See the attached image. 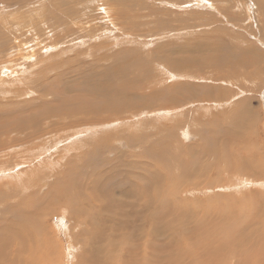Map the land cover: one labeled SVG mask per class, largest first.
Listing matches in <instances>:
<instances>
[{"label":"rangeland","instance_id":"rangeland-1","mask_svg":"<svg viewBox=\"0 0 264 264\" xmlns=\"http://www.w3.org/2000/svg\"><path fill=\"white\" fill-rule=\"evenodd\" d=\"M165 1L0 0L1 38L5 22H11L6 29L23 18L42 17L48 24L46 30L37 23L29 33L17 32L36 49L8 51L13 40L0 46V126L14 129L9 139L20 140L26 139V130L33 137L52 130L24 147L0 151L5 162L0 166L12 175L0 172V236H8L4 232L13 228L12 222L29 223L44 242L43 251L48 248L37 264H97L87 257L98 243L106 246L107 233L119 235L114 242H121L122 231L136 238L128 248L142 253L141 235L148 229L157 250L154 258L148 254L142 261L264 264L257 246L248 250L238 245L245 242L241 230L256 240L259 232L264 236V182L260 173L259 180L249 176L257 166L264 167V0ZM36 41L42 44L36 46ZM35 50L38 60L31 59ZM176 63L188 64L186 71L172 66ZM26 88L35 92L18 96ZM233 131L247 150L232 146L226 158ZM43 142L49 148L42 152L51 151L49 161L6 168L19 152ZM239 169L248 175L236 173ZM63 191L76 196V213ZM92 195L107 202L101 217L112 221L105 228L98 225L105 234L90 221L99 208L83 204ZM141 195L158 199L152 203L156 211L161 207L156 224L138 221L129 211L144 201ZM227 235L234 242L228 248L217 238ZM263 241L256 245L262 247ZM122 245L112 251L116 259L110 264L119 262ZM11 247L4 252L13 254ZM28 249L25 257H35ZM134 259L130 256L126 264Z\"/></svg>","mask_w":264,"mask_h":264},{"label":"bare ground","instance_id":"bare-ground-1","mask_svg":"<svg viewBox=\"0 0 264 264\" xmlns=\"http://www.w3.org/2000/svg\"><path fill=\"white\" fill-rule=\"evenodd\" d=\"M168 3L170 2V3H172V2H174V1H176V0H166ZM165 1V2H166ZM43 2V1H42ZM42 2H41V4H42ZM49 2V1H48ZM155 2H156V0H155ZM44 3H46V1L44 2ZM56 3V2H55ZM101 3H102V1H101ZM41 4H39V5H41ZM86 4H88V3H86ZM44 5V4H43ZM51 6V5H50ZM44 7V6H43ZM42 7V8H43ZM48 7V6H47ZM52 7V6H51ZM46 8V7H45ZM39 9V8H38ZM33 10V9H32ZM43 10H45L44 8H43ZM42 10V11H43ZM47 11V10H46ZM50 11V10H49ZM28 12V11H27ZM39 12V11H38ZM40 13V12H39ZM46 13V12H45ZM48 13V12H47ZM46 13V14H47ZM198 13V12H197ZM42 14V13H41ZM46 14H44V15H46ZM36 15V14H35ZM44 15H42V16H44ZM107 16V15H106ZM12 17V16H11ZM42 17H37V20L36 21H32L31 19H25V18H23V19H18L19 21H17V22H15V24H13V26L15 27V28H13V29H11V28H7L6 29V26L8 27V26H11V24H9V23H11V22H5V19H3L4 21H1V22H5V23H3V25H1L2 27L3 26H5V27H3L2 28V33H3V35L2 36H4V37H7V35H9L10 36V38L8 39V38H1L0 37V46L1 47H5V44L7 43V42H9V41H12V43L14 44L13 46L11 45V47L8 49V51L9 50H12L13 48H21V47H24V48H22V49H29V51L30 50H33V49H36V48H34L32 45H31V43L29 42V40L28 39H26L25 38V40H22L24 37H22L21 38V36H23V35H21V34H18L17 32H22L23 33V30L24 31H28V33L30 32V31H33V30H35V28H34V25H36L37 23H41L43 26H44V28L43 29H47L46 27L48 26V24H47V22H44V20L43 19H41ZM41 19V20H40ZM11 20V19H10ZM17 20V19H16ZM8 21V20H7ZM14 21V20H13ZM75 21V20H74ZM77 21H79L80 22V20H77ZM217 21V20H216ZM86 23L88 22V21H85ZM203 22H204V20H203ZM74 23V22H73ZM77 23V22H76ZM75 23V24H76ZM223 23V22H222ZM9 24V25H8ZM80 24H82V23H80ZM209 25V24H208ZM19 27V28H18ZM56 27V26H55ZM83 27V26H82ZM49 28V27H48ZM53 29V28H52ZM90 29V28H89ZM19 30V31H18ZM91 30V29H90ZM89 30V31H90ZM95 30V29H94ZM97 30V29H96ZM95 30V31H96ZM52 31V30H51ZM54 31V30H53ZM46 32V31H45ZM49 32V31H48ZM105 32V31H104ZM12 33H14V34H17V35H12ZM40 33V32H39ZM83 33H86L85 31H83ZM89 34V33H88ZM12 35V36H11ZM33 35V34H32ZM48 35H50V33L48 34ZM84 35V34H83ZM82 34L80 35V37H82L83 36ZM36 37L38 36V34H36L35 35ZM42 36V35H41ZM78 36H79V34H78ZM32 37V36H31ZM64 37V39H65V41H66V38L67 39H69V36H67L66 34L63 36ZM80 37H77L78 39L76 40V41H72L71 43H77V41H79L80 39ZM138 37V36H137ZM54 38V37H53ZM73 38V37H72ZM75 38V37H74ZM47 39V38H46ZM41 40V39H40ZM42 40H43V38H42ZM72 40V39H71ZM33 41V40H32ZM53 41V40H52ZM68 41H70V40H68ZM38 42L36 41L35 42V44H37ZM42 44V43H41ZM40 43H38L36 46H39V45H41ZM251 44V46H252V43H250ZM254 45V44H253ZM47 46V45H46ZM244 47V46H243ZM246 47V46H245ZM39 48V47H38ZM254 48V47H253ZM253 48H251V50L253 49ZM21 49V50H22ZM243 49V48H242ZM14 50V49H13ZM190 50V49H189ZM244 50V49H243ZM248 51L250 50V49H247ZM246 50V51H247ZM24 51V50H23ZM26 51V50H25ZM252 51H254V49L252 50ZM18 52V51H17ZM32 52V51H31ZM34 53H33V55H32V53H31V59L32 58H34V59H36L34 56H36L37 57V53H36V50L35 51H33ZM39 52V51H38ZM240 52V51H239ZM251 52V51H250ZM249 52V53H250ZM25 53V52H24ZM40 53H41V51H40ZM17 54V53H16ZM28 54V53H27ZM10 55H13V54H10ZM18 55V54H17ZM250 57V56H249ZM255 57V56H254ZM257 57H258V55H257ZM260 57V56H259ZM22 58V57H21ZM22 59H24V58H22ZM26 59V58H25ZM40 59V58H39ZM190 59H192V58H190ZM218 59V58H217ZM223 59V58H222ZM263 59V58H262ZM29 60V59H28ZM36 60H38V59H36ZM35 60V61H36ZM215 60V59H214ZM261 60V59H260ZM6 61H8V60H6ZM11 61V60H10ZM10 61L8 62V63H10ZM15 61V60H14ZM22 61H24V60H22ZM34 60H32V62H33ZM45 61V60H44ZM212 61V60H211ZM25 62V61H24ZM19 63V62H18ZM22 63V62H21ZM38 63H40V62H38ZM216 62H213V64H215ZM26 64V63H25ZM29 64V63H28ZM190 64H192V63H190ZM220 64V63H219ZM239 64V63H238ZM244 64H249L248 62H246V63H244ZM30 65H32V64H29L28 66H30ZM33 65H34V63H33ZM35 65H37V61H36V64ZM34 65V66H35ZM39 65V64H38ZM37 65V66H38ZM187 65L188 64H180V63H176L175 65L173 64L172 66H178L180 69H182V70H184V71H186V69L185 68H187ZM240 65V64H239ZM19 66V65H18ZM27 66V65H26ZM25 66V67H26ZM36 66V67H37ZM40 66V65H39ZM27 69H28V67H27ZM168 69H169V67H168ZM170 69H172V68H170ZM169 69V72H171L172 70H170ZM4 71V73H6L7 71H5V70H3ZM2 71V72H3ZM20 71V70H19ZM31 71V70H30ZM168 72V71H167ZM4 73H2V74H4ZM172 73V72H171ZM31 74H33V73H31ZM178 74V73H177ZM176 75V74H175ZM2 76V75H1ZM0 76V77H1ZM8 77V76H7ZM22 78H24V77H22ZM219 78H225V77H223L222 75H220L219 76ZM20 80H22L21 79V77H18V81H20ZM33 82V81H32ZM20 83H24L23 81H21ZM99 86V85H98ZM101 87H105V86H101ZM1 88V87H0ZM106 88V87H105ZM17 89V88H16ZM107 89V88H106ZM112 89V88H111ZM22 90V89H21ZM30 90H31V92H35L34 90H32V88H26L24 91L22 90V91H19V93H18V96L19 95H21V96H24V95H26L27 94V92H30ZM6 92V91H5ZM17 95V94H16ZM40 106V105H39ZM41 110L42 111H44L42 108H41ZM39 112H40V109H39ZM207 112V111H206ZM240 113V112H239ZM243 114V113H242ZM244 116V115H243ZM82 123H83V121H82ZM100 123H102V122H100ZM1 125V124H0ZM12 125H13V122H12ZM8 126V125H7ZM7 126H0V133H1V135L2 136H4V140H2V139H0V151H1V149H6V148H12V147H15L16 145L17 146H23L24 147V145L29 141V140H31V141H35V140H38V139H41V138H43L44 136H45V134H49V133H51V131L52 130H48V132H44V130L43 131H40V132H38V133H36V135H38L37 137H33V136H31V135H29L28 133L31 131V130H26L23 134H24V138H26V139H24V140H20V139H17V138H13V139H9V137H11V135L14 133V129H10V130H8L7 129ZM27 132V133H26ZM54 132H58V130H56V131H54ZM16 133H17V135L18 136H21L22 134L21 133H19L18 131H16ZM87 133V132H86ZM228 133V132H227ZM233 133H234V131H233ZM188 135V134H187ZM227 135V134H226ZM233 135V134H232ZM35 136V135H34ZM57 136V135H56ZM71 136H72V134H71ZM77 136V135H76ZM227 136H229V135H227ZM236 136H237V139H236V137H235V133H234V135H233V138H229V137H227V140H228V142L229 143H231L228 147H229V150H227L226 152H225V156H226V158H229V156L231 155V153H232V146L234 147V151H238V152H243V151H245V150H247V149H245L242 145H241V143H240V141H239V139L238 138H240V134H236ZM64 137H66V136H64ZM58 137H56L54 140H53V142H56L55 140L57 139ZM62 139V138H61ZM57 140H59V139H57ZM242 140V139H241ZM64 141V140H63ZM246 141V140H245ZM24 142H26V143H24ZM46 142V141H45ZM52 142V141H51ZM57 143H58V141H57ZM60 143H62V142H60ZM55 144V143H54ZM48 145V144H47ZM64 145V144H63ZM27 146V145H26ZM58 146V145H57ZM43 147H45L46 149L47 148H49V146L48 147H46V145H45V143L43 142L42 144H40V145H37L36 146V144L35 145H33V147H27L26 149H29V150H32V153H31V155H30V152H29V150H27L25 153H23V154H21L20 152H19V154H17L14 158H17V159H15L14 161H13V165H12V167H6V168H14L15 166H20L21 165V162H23V164H26L27 162H35V161H40V160H42L43 158H45V160L44 161H49V155H50V153H51V151H50V153H48V152H42V150H44L43 149ZM54 148H56V144H55V146H54ZM54 148H53V150H54ZM58 148V147H57ZM56 148V149H57ZM34 150H37L38 151V153L35 155L34 154ZM209 150V149H208ZM212 150V149H211ZM73 151V150H72ZM224 151V150H223ZM7 152V151H6ZM54 152V151H53ZM52 152V153H53ZM69 152V151H68ZM215 152V151H214ZM213 152V153H214ZM221 152V151H220ZM219 152V153H220ZM58 153V152H57ZM6 154V153H5ZM11 154V153H10ZM210 154V153H209ZM212 155V154H211ZM7 156H8V152H7ZM9 157V156H8ZM11 158V157H10ZM9 158V159H10ZM19 158V159H18ZM57 158V157H56ZM8 159V160H9ZM58 159V158H57ZM7 158H6V163H7ZM10 161V160H9ZM9 161H8V163L7 164H9ZM43 161V160H42ZM51 161V160H50ZM2 162H4V159L3 160H0V163H2ZM11 162V161H10ZM41 162V161H40ZM5 163V162H4ZM3 163V164H4ZM56 163V162H55ZM239 163V165L240 166H242V167H245V162H243V161H239L238 162ZM14 166V167H13ZM18 167H16V168H18ZM31 169H33V168H31ZM35 170H37V169H35ZM39 170H40V168H39ZM38 171V170H37ZM236 171V170H235ZM245 171H247V172H251L250 170H245ZM254 171L256 172L255 174H253V175H250L249 174V176H254V177H252V178H255V179H258V177L260 176V178H262L263 179V182H264V167H262V166H257L256 168H254ZM0 172L2 173V174H4V175H11L10 174V172L7 170V169H5V168H2L1 166H0ZM16 172V171H15ZM35 172V171H34ZM244 172V169H239V171H237L236 173H238V174H241V175H244L245 173H243ZM30 173H33V171L32 172H30ZM252 173V172H251ZM257 173H260V174H262V177H261V175H259L258 177H257ZM16 174V173H15ZM43 174V173H42ZM36 175V174H35ZM34 175V176H35ZM38 175H39V172H38ZM37 175V176H38ZM245 175H248V174H245ZM12 176V175H11ZM29 177V176H28ZM45 177V176H44ZM237 177H238V175H237ZM30 178H33V175H32V177H31V175H30ZM37 178V177H36ZM42 178V177H41ZM3 179V178H2ZM34 179V178H33ZM40 179V178H39ZM38 179V180H39ZM259 180V179H258ZM6 181H8V180H6ZM28 182V181H27ZM258 183H260V182H262L261 180L260 181H257ZM8 183V182H7ZM11 183V182H10ZM13 183V182H12ZM26 183V182H25ZM243 183V182H242ZM68 184V183H67ZM66 184V185H67ZM227 183H225L224 185H226ZM30 184H28V183H26V189H28V188H30V186H29ZM33 185V184H32ZM35 185H37V186H39V187H42V186H44V185H42V186H40L41 184H39L38 182L37 183H35ZM65 185V186H66ZM36 186V187H37ZM135 186V185H134ZM156 186V185H155ZM9 187V186H8ZM158 188V187H157ZM42 189V188H41ZM135 189V188H134ZM39 190V189H38ZM132 190V189H131ZM11 191H13V190H11ZM15 191V190H14ZM22 191V190H21ZM105 191V190H104ZM149 191L150 192H154L155 191V188H154V185L153 184H151V186H150V188H149ZM158 191V190H157ZM156 191V192H157ZM68 192V191H67ZM67 192H64L63 191V193L62 194H64V193H66L67 195H68V200H71L72 202H71V204L69 205L71 208L73 207V211H75V213H76V208H75V205H77L76 203H78V200L76 199V196H73V195H70L69 193H67ZM89 192H90V190H89ZM92 192H93V190H92ZM51 193H53V192H51ZM103 194V193H102ZM155 194V193H154ZM158 194V193H157ZM70 195V196H69ZM149 195V194H148ZM126 196V195H125ZM127 196H128V194H127ZM110 197V196H109ZM121 197V196H120ZM154 197H155V195L153 196V197H151V198H147V197H142V195L141 196H139V198H142V199H144V201L139 205V203L140 202H137V204H136V206L133 208V207H131V208H133V209H131V210H129V211H131L132 213V215L134 216V218H136V220H140V218H143L144 219V222H148L149 224H156L157 222H158V220H159V216H160V214H161V212H159L158 210H160L161 209V207H160V209H157V211L154 209V207L155 206H153L154 204H152V203H155V201L153 202V200H154ZM20 198V197H19ZM92 198L93 199H91V200H84V198H83V200L85 201V203H83V204H87L86 206H90L91 205V203L93 204V205H95L96 206V208H99L98 209V212H100V213H92L91 215H90V217L91 216H93L94 214H95V217L94 218H92L90 221H91V223L94 225V230H95V228H98V225L100 224V225H104L105 223H108V221L110 222V221H112V219L111 218H108V217H106V218H102L101 217V215L103 214V210L105 211V207L104 206H108L107 205V202H106V204H103L102 203V201L104 202V199H102L101 197L99 198V196H97L96 195V197L94 196V195H92ZM156 198V197H155ZM54 199V198H53ZM142 199H139V200H142ZM55 200V199H54ZM82 200V201H83ZM106 200V199H105ZM156 200H158L157 198H156ZM83 201V202H84ZM23 202V201H22ZM25 203V202H24ZM65 203H68V202H65ZM108 203H110V202H108ZM122 203V202H121ZM158 203V202H157ZM162 203V202H161ZM26 204V203H25ZM111 204V203H110ZM103 205V206H102ZM116 205V204H115ZM128 205V204H127ZM132 205V204H131ZM156 205V204H155ZM159 205V204H158ZM161 205V204H160ZM114 206V205H113ZM129 207H130V204L128 205ZM127 206V207H128ZM134 206V205H133ZM77 207V206H76ZM94 207V206H93ZM104 207V208H103ZM128 207V208H129ZM159 207V206H158ZM157 207V208H158ZM46 208V207H45ZM44 208V209H45ZM88 208V207H87ZM96 208H95V210H96ZM102 208V209H101ZM117 208V207H116ZM121 209V208H120ZM264 209V208H263ZM37 209H33V211H36ZM78 210H80V209H78ZM46 210H44V212H45ZM86 211V210H85ZM84 211V212H85ZM117 211V210H116ZM163 211V210H162ZM81 212V211H80ZM120 212V211H119ZM71 213V212H70ZM73 213V212H72ZM71 213V214H72ZM86 213V212H85ZM110 213H112V212H110ZM124 213V212H123ZM126 213H128V212H126ZM30 214H33V212H30ZM114 214V213H113ZM34 215V214H33ZM104 215V214H103ZM36 216V215H35ZM73 216H74V214H73ZM76 216H77V214H76ZM109 216V215H108ZM113 216V215H112ZM89 217V218H90ZM110 217V216H109ZM128 217H129V215H128ZM30 218V217H29ZM71 218H72V216H71ZM75 218V217H74ZM113 218V217H112ZM126 218V217H125ZM147 218H149V219H147ZM109 219V220H108ZM114 219V218H113ZM75 220V219H74ZM99 220V221H98ZM236 220L238 221V220H240V224H241V218H236ZM229 221V220H228ZM254 221V220H253ZM18 222V221H17ZM75 222H77V223H79L77 220H75ZM11 223V222H10ZM13 224V225H12ZM12 224H11V226L13 227V228H11V229H9V230H7V231H5L4 232V235H8L7 237L6 236H3V235H1L0 237H3L4 239H5V243H3V241H1L0 240V264H37L36 262H38L39 261V259H40V257L42 256V258H45V254H44V252L45 253H47V249H46V251H43V241H41L38 237H37V235L36 234H34V233H32V230L33 229H31V228H29L28 226L30 225L29 223H21V224H14L13 222H12ZM39 224H40V222H39ZM243 224V223H242ZM241 224V225H242ZM257 224V223H256ZM106 225V224H105ZM105 225H104V227L103 228H105ZM15 226V227H14ZM107 226V225H106ZM230 226V225H229ZM234 227V226H233ZM231 228V227H230ZM1 230V229H0ZM110 230V229H109ZM229 230H231V229H229ZM34 231V230H33ZM96 231L97 232H99L100 234H105V230H103V232L101 231V228H98V229H96ZM232 232H233V229L231 230ZM242 232L240 233V236H241V238L242 239H245V242L243 241H240V243H238V245H241V244H245L246 246H248V250L249 249H251V248H253V247H255V246H257L258 247V249H259V251L261 252V254L263 255L264 254V243H262L261 245H262V247H259V245H256L258 242H260L261 240H263L264 239V236L259 232V235L257 236V237H259L257 240L256 239H254V238H252L251 237V235L249 234V233H246V232H244L243 230H241ZM252 231V230H251ZM257 231V230H256ZM255 231V232H256ZM264 231V229H262V232ZM219 232V231H218ZM239 232V231H238ZM95 233V232H94ZM125 233L126 232H124V231H122L121 232V236H122V239H120L121 240V242L120 241H117V242H114V241H116V239L119 237V235H114V236H112L111 234H108L107 233V236L109 237V242L107 241L106 242V246H104V245H99V243H98V249L96 248L95 250H93L92 251V253H91V255L90 256H88L87 257V260H92V261H97V264H106V262L109 260V258H110V261H109V264H110V262H111V260L112 259H114L116 256H115V254H114V252H112L113 250H115L116 249V247L119 245V244H123L122 245V248L120 249L121 250V253L119 254V262L117 261V260H115L114 262H112L111 264H126V261L125 260H129L130 259V256H134L135 257V259H134V262H132L131 264H153L152 262H150V261H142V259H143V257H145L146 255H148V254H151L152 255V257L154 258L155 256V252H156V247L155 246H153L152 244H150V242H149V240H150V236H151V233H152V229H148V230H146L141 236L143 237V238H145V240H143L144 241V248H141L140 249V251H143L142 253H134V252H132V250H130L129 248H128V245L127 244H131V240H136V238L135 239H132L130 236H128L127 234L125 235ZM221 232H219L218 234H216L217 236L220 234ZM235 233V232H234ZM2 234V233H1ZM232 234V233H231ZM120 236V237H121ZM225 236V235H224ZM235 236H236V234H235ZM234 236V237H235ZM239 236V235H238ZM238 236L236 237L237 239H238ZM256 236V235H255ZM140 237V236H139ZM138 238V237H137ZM141 238V237H140ZM218 238V240H219V242H220V244L222 245V246H225L226 248H228V244L230 243L231 244V239L230 238H232V235H227V237H226V239H224V240H221L220 239V236L219 237H217ZM235 239V238H234ZM138 240V239H137ZM239 240V239H238ZM124 241H125V243H124ZM131 241V242H130ZM140 241H142V239H140ZM264 242V241H263ZM234 242H232V244H233ZM140 244V243H139ZM232 244H231V247H232ZM236 244H237V241H236ZM258 244H260V243H258ZM5 246H7V247H9V246H13V250H14V252H16L15 254H14V252H13V254H10L9 252L8 253H5L4 252V248H5ZM29 246H30V248L32 249V251L35 253V257H34V255H32V257L31 258H29V256L28 257H25V256H27L28 255V251H29ZM97 246V245H96ZM136 246V245H135ZM27 247V248H26ZM199 247L201 248L202 247V245L201 244H199ZM255 249V248H254ZM242 250H243V248H242ZM245 250V249H244ZM247 251V250H246ZM234 252V251H233ZM241 252V251H240ZM19 253V254H18ZM6 254H7V260H5V258L4 257H6ZM112 254H114V256L112 255ZM240 254V256H241V253H239ZM237 255V254H236ZM20 256V257H19ZM230 256V255H229ZM23 258V260H22V258ZM233 257H234V255H233ZM116 259V258H115ZM42 260V259H41ZM231 261V260H230ZM233 261H235V259L233 260ZM21 262V263H20ZM242 263H243V261H242ZM232 264V263H231Z\"/></svg>","mask_w":264,"mask_h":264}]
</instances>
